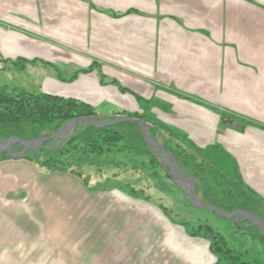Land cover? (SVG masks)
I'll list each match as a JSON object with an SVG mask.
<instances>
[{
	"label": "crops",
	"instance_id": "1",
	"mask_svg": "<svg viewBox=\"0 0 264 264\" xmlns=\"http://www.w3.org/2000/svg\"><path fill=\"white\" fill-rule=\"evenodd\" d=\"M1 71L142 114L264 199V0H0ZM17 163L0 161V220Z\"/></svg>",
	"mask_w": 264,
	"mask_h": 264
},
{
	"label": "rangeland",
	"instance_id": "2",
	"mask_svg": "<svg viewBox=\"0 0 264 264\" xmlns=\"http://www.w3.org/2000/svg\"><path fill=\"white\" fill-rule=\"evenodd\" d=\"M0 84L39 91L37 82L18 80L8 71L0 72ZM108 107L101 101L95 109L101 117L117 114L104 113ZM75 124L53 141H64ZM152 136L157 142V134ZM203 155L210 159V154ZM156 156L170 179L159 167L149 171L144 164L135 167L122 153L106 155L101 170L99 165L83 166L86 182L72 173H48L22 157L3 159L18 163L10 191L1 193L0 264H230L211 251L213 238L202 237L205 229L191 234L204 224L239 256L237 264H264V242L259 237L264 235L259 229L260 235L255 233V224L190 204L188 183L172 178L167 156ZM108 159L123 160L125 169L106 163ZM114 172L118 175L106 179Z\"/></svg>",
	"mask_w": 264,
	"mask_h": 264
},
{
	"label": "trees",
	"instance_id": "3",
	"mask_svg": "<svg viewBox=\"0 0 264 264\" xmlns=\"http://www.w3.org/2000/svg\"><path fill=\"white\" fill-rule=\"evenodd\" d=\"M120 114L123 113L101 117L91 104L75 98L0 84V141L14 137L33 140L39 136H48L56 132L63 121L76 117L88 116L97 124H102V126H94L80 120L76 122L74 129L64 141L46 140L36 148H29L24 152L22 158L45 169L48 173L56 171L72 173L86 182V176L82 172L83 166L99 165L101 170L106 155L122 153L127 157L130 156L127 161L135 167L144 164L147 171L159 167L163 176L170 179L171 176L160 158L147 147L136 122L122 121L108 124ZM125 115L143 119V115L138 113L125 112ZM149 130L154 136L156 135L152 126H149ZM163 147L173 153L182 172L194 175L195 193L198 197L210 201L225 211L238 207L251 210L264 219V202L251 191L231 180L220 181L223 176L217 169L197 160L183 146L165 141ZM11 148L18 152L22 148V143L14 142ZM8 158H11L8 153L0 152V161ZM106 163H114L124 169L126 165L123 160L108 159ZM117 175L118 173L114 172L106 176V179ZM149 175L155 177L156 173L150 172ZM163 210L165 213L168 212L164 207ZM252 227L255 233L260 235L257 226ZM202 228L205 229L202 237L213 238L210 242L211 251L230 264H237L239 256L232 253L234 250L220 244L222 240L211 226L198 225L193 228L191 234L194 236L200 234ZM259 237L264 242V236Z\"/></svg>",
	"mask_w": 264,
	"mask_h": 264
},
{
	"label": "water",
	"instance_id": "4",
	"mask_svg": "<svg viewBox=\"0 0 264 264\" xmlns=\"http://www.w3.org/2000/svg\"><path fill=\"white\" fill-rule=\"evenodd\" d=\"M83 120L88 124L94 125V126H102V124H97L96 122H94V120H92V118L88 117V116H84V117H76V118H71L69 120H65L63 121L58 130L56 132H54L51 135L48 136H39L36 139L33 140H23L20 138H10V139H6V140H2L0 141V152H6L8 153V155L10 157L13 158H18V157H22L24 155V152L29 149V148H36L39 144H41L43 141L46 140H56L61 134H63L64 132L68 131L70 129L71 126H73L76 122ZM122 121H134L137 123L139 130L142 133V136L147 144L148 148H153L155 149L156 155L160 156V153H163L165 156H167L171 162L172 165L170 166V164L167 163V165L169 166V169L171 171V175L172 178H181L183 179V182H187L188 183V189H187V197H188V201L190 204L195 205L197 207L200 208H207V209H211L214 212H216L217 214L230 218L232 216L233 213L237 212L242 214L245 218H247L250 222H253L258 229L261 231V233L264 235V223L263 220L259 217H257V215L254 212L251 211H247V210H243V209H239V208H234L230 211H224L221 208H219L218 206H215L213 204H210L208 201L200 199L197 197L196 193H195V184H196V180L195 177L192 174H185L182 173L178 167L177 161L173 155V153L169 150L166 149L164 147H162L161 145H159L153 138L151 132L149 131L148 128V123L140 118H136V117H131V116H120L117 118H114L112 120H110L108 122V124H112V123H117V122H122ZM14 142H21L22 148L18 151V152H14L11 148V144ZM189 179V181L187 180Z\"/></svg>",
	"mask_w": 264,
	"mask_h": 264
}]
</instances>
